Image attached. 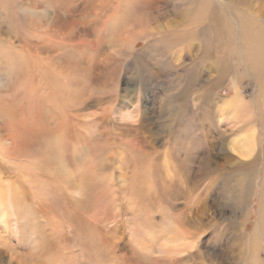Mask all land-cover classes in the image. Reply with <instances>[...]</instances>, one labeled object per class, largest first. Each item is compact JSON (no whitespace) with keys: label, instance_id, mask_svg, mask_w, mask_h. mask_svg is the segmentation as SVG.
Returning a JSON list of instances; mask_svg holds the SVG:
<instances>
[{"label":"rangeland","instance_id":"1","mask_svg":"<svg viewBox=\"0 0 264 264\" xmlns=\"http://www.w3.org/2000/svg\"><path fill=\"white\" fill-rule=\"evenodd\" d=\"M5 2L10 0H0V5ZM1 36L0 264L238 262L240 251L233 240L242 230L251 240L261 218L264 118L260 109L264 106V72L257 65L226 61L225 75L216 88L220 97L233 96L238 82L242 97L254 111L250 123L258 129L254 157L261 152V161L252 169L247 167L242 146L248 121L234 119L232 112L221 111L216 105L203 106L202 100L195 101L196 91L184 107L187 119L182 129L173 127L172 135L154 139L156 126L137 130L143 113L155 117L168 110L161 91L156 98L153 91L141 94L135 120L115 116L101 120L106 107L112 110L116 106L114 98L118 92L124 93L127 79L129 87H134L132 74L126 75L147 39L123 59L119 87L94 90L86 86L75 92L73 104L80 108L81 115L76 128H69L76 135L67 141L60 137L54 148L57 153L46 155L47 139H26L29 107L27 99L14 88L18 84L16 67H11L13 56H17L15 45L8 36ZM228 46L225 43L222 48ZM173 58L171 53L170 60ZM213 62L206 64L211 66ZM162 74L164 84L175 86L176 91L182 88L179 76H170L167 71ZM101 97L110 101L101 105ZM154 98H158L157 103ZM183 104L182 98L178 100V106ZM132 105L137 106L136 102ZM205 112L207 118L203 119ZM46 120L48 126L52 119ZM47 130L45 127L46 135ZM209 145L217 168L207 161ZM170 148H174L171 153ZM244 171H252L251 178L256 181L251 184L254 182L256 191L247 194L249 201L242 206L236 196ZM226 181L229 190L224 188ZM259 227L255 253L264 264V229Z\"/></svg>","mask_w":264,"mask_h":264},{"label":"bare ground","instance_id":"2","mask_svg":"<svg viewBox=\"0 0 264 264\" xmlns=\"http://www.w3.org/2000/svg\"><path fill=\"white\" fill-rule=\"evenodd\" d=\"M263 1L10 0V3L5 2V5H0V35L5 38L8 36L7 39L15 45L17 56H13L11 67L12 69L16 67L15 81L18 84L14 88L17 89L18 94H22L27 99L26 104L29 107L26 139L32 141L45 138V142L46 139L48 142L44 147L45 154H56L57 150L54 148L58 140L67 141L76 135L69 128V126L76 128L80 121V108L73 104L75 92L86 86L94 90H112L113 87H119L123 59L128 58L136 50L140 41L147 39V43L137 51L139 59L131 62L129 74L126 75L132 74L134 87H129L127 79L124 93L120 95L122 92H118L114 98L116 106H113L112 110L103 108L101 120L112 116L121 120L122 118L135 120L139 115L138 102L141 94L147 90L153 91L156 98L161 91L166 97L168 110L155 117L143 113L137 130H150L156 126L154 133L157 136L154 139H158L159 136L164 137L167 133L172 135L173 127L178 126L179 131L182 129L183 120L187 119L184 107L191 101L190 96L196 91L198 93L195 96L198 98L194 99L202 100L203 106L209 107L213 104L221 111L232 112L234 119L241 122L248 121L249 125L243 129L242 146L248 160L247 167L254 168L261 161V152L258 151V158L254 157L258 144L257 125L250 124L255 118L254 111L248 107V102L242 97L238 82L237 92L233 96L220 97L216 88L225 75L226 61L257 65V68L264 72ZM217 5H221L222 9L217 10ZM225 43L229 46L222 48ZM238 45L242 49L241 55H238ZM171 53L174 54L172 60H170ZM207 61H214L213 65L208 66ZM164 71L170 76L173 74L179 76L182 88L176 91L175 86L164 84L162 81ZM103 98L98 99L101 105L110 101ZM155 98L154 103H157L158 98L156 100ZM181 98L185 103L183 107L178 106V100ZM133 102H136L137 106L132 105ZM161 111L163 112L162 107ZM204 111L206 110H202ZM260 113L264 118V106L261 107ZM37 115L43 116L45 126L41 121L42 118L39 119ZM47 118L52 119L48 126L45 122ZM202 118H207L206 112ZM128 126L133 125L128 124ZM45 127L46 130L48 129V135ZM151 136L152 134L147 138ZM234 146L235 143L232 147ZM172 151L174 148L168 150L169 153ZM207 155L209 166L217 168L212 162L210 145ZM251 172L244 171L239 179V194L236 196V202L242 206L245 205L244 201L247 203L249 201L247 194L249 193L250 196L255 190L256 180L251 178ZM171 184L167 183L168 186ZM261 184L260 222L251 235V240L250 235L244 230L233 240L234 246L239 247L240 251L236 264L261 263L255 253L257 247L255 237L258 235L259 226L264 229V176ZM209 185L212 190L213 185ZM224 188L230 189L228 181L224 182Z\"/></svg>","mask_w":264,"mask_h":264}]
</instances>
